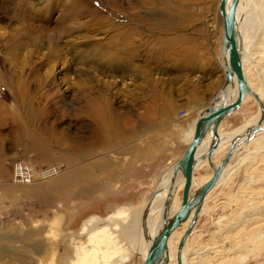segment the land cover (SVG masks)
Masks as SVG:
<instances>
[{
  "label": "rangeland",
  "instance_id": "374dc122",
  "mask_svg": "<svg viewBox=\"0 0 264 264\" xmlns=\"http://www.w3.org/2000/svg\"><path fill=\"white\" fill-rule=\"evenodd\" d=\"M113 1L123 4L119 10ZM138 1L0 0V264H141L137 244L124 232L155 190L161 171L185 149L183 137L191 136L196 119L188 118L197 117L218 93L223 38L219 0H163V6L158 0ZM125 37L129 48L123 56L111 45ZM88 42L110 54L108 68L114 72L96 73L93 79L76 74L85 68L78 54ZM261 55L248 60L247 75L264 92L255 73L264 63ZM48 75L50 83L39 85ZM74 84L117 93L109 101L124 105L132 120L125 139L84 155L76 151ZM255 111L256 101L247 98L222 120L220 131L229 132ZM262 137L233 156L230 172L208 194L187 244L188 263L264 264V221L232 231L251 212L264 211ZM68 145L72 150L64 149ZM20 160L38 173L62 164L59 176L27 184L52 188L45 200L20 187L26 184L10 182ZM211 172L209 167L195 171ZM92 216L109 224L90 227L93 220L84 221Z\"/></svg>",
  "mask_w": 264,
  "mask_h": 264
},
{
  "label": "bare ground",
  "instance_id": "6f19581e",
  "mask_svg": "<svg viewBox=\"0 0 264 264\" xmlns=\"http://www.w3.org/2000/svg\"><path fill=\"white\" fill-rule=\"evenodd\" d=\"M143 2H144L143 0H139L137 3L139 5H141V4H143ZM158 2L162 6L165 5L163 0H158ZM229 2H230V0H228L227 5L229 4ZM121 5H123V4L115 2V1L112 2V6L117 8L118 10L121 8ZM133 7L134 6L132 5V3L130 1L126 2V8H131V10H132ZM218 14H219V10H218ZM235 15H236L237 33H238V36L240 39V55H241L242 68H243V72H244L246 80H247V84L249 85V87L253 91H256L261 96L262 100L264 101V92L263 91L261 92L260 89H258L259 86H257V84L255 85L252 81H250V78L247 75V68H248V64H249L248 60L255 59V57H257L261 54L262 55L264 54V0H239L237 7H236ZM94 16H96V15H94ZM219 16H220V14H219ZM220 19H221V17H220ZM221 25H222V20H221ZM254 34H255V36H254ZM125 35H127V34H125ZM222 38H223V28H222ZM222 42H223V40H222ZM93 43L94 42L86 43L83 47V50H81L79 52L78 55H80V56L78 58V63L79 64L81 63L80 65H83V67H85V68H79L80 71L76 72L77 75L83 74V75H86L92 79L94 78V75L96 73L98 75L102 74V75L106 76V73L114 72L113 68H111V67L108 68L109 62H110L108 55H110V54L109 53H102L101 49L99 51L98 50L99 48H97L99 45L96 47L93 45ZM110 44H111V41H110ZM117 44L111 45V46L114 49H116L120 55L124 56L125 55V53H123L124 50H126V52H127L128 48H129L127 37L124 38V41H122V42L120 41ZM75 49L76 48H74V51H75ZM135 49H137V48H135ZM54 51L57 53V52H59V49H55ZM57 56H58V59H60V60L63 58L59 54H57ZM87 56H91V58H87ZM221 57L222 58L219 62H220V64H222L221 68H222V73H223V75H222L223 76V82H222V85L220 86L218 94L214 98H216L217 102L226 101L228 103L231 100H233L237 94V81H236L235 77L233 76V79L231 81L226 82V73L225 72H226V68L228 67V58H227V50L223 47V43H222V56ZM71 58L72 59H70V60L74 61L73 55ZM119 59H121V58H119ZM44 60L48 64L53 63V60L50 58H47V59L44 58L42 61H44ZM55 60H57V59H55ZM98 62H100V63L98 64ZM101 63H103L102 65L105 68L100 69V67H103V66H100ZM89 64H93V65H89ZM69 65H71V64L69 63ZM69 67H70V69H72L71 66H69ZM83 69H86V70H83ZM67 70L68 69H66V68L63 69L62 74L64 76H66L65 74H66V72H68ZM30 71H31V73L30 72L29 73L32 74L34 70L31 69ZM116 71H117V69H116ZM263 72H264V63L260 67L257 66L255 69V73L259 76L260 80L263 83L262 85L264 87V73ZM50 75H51V73H50ZM47 77L48 78H46L44 80V82H40L41 78L38 79L40 82L39 85L41 83H43V84L50 83L49 82L50 76L48 75ZM50 79H52V78H50ZM65 79H68V77H65ZM50 81L52 83L51 88H53V87L56 88V83L53 82L54 80L53 81L50 80ZM87 81H88V79H87ZM261 81H260V83H261ZM97 82H98V84L101 83L99 78H97ZM19 83L22 86L21 87L22 91H20V92H23L24 91L23 88L25 87L24 86L25 81H21ZM90 83H92L91 80H90ZM108 83L109 82H104V85L108 86ZM94 84H95V82H94ZM98 84H96V85H98ZM110 84L113 85V82H110L109 85ZM72 86H75V84ZM78 86L79 85L75 86L74 87L75 90L72 91L70 94V96L72 98L70 106L72 109H74L73 114H75L76 119L79 122V128H77V132H79L78 133L79 141L76 143V151L78 150L79 154L84 155V154L90 153L91 151H97L101 148L104 149L106 146L110 145L112 142H116V141H120L122 139H125V137L131 131L132 120L130 117V113H129V111L124 109V105L122 106V104L118 105L119 104L118 103V104H116L117 107H114L113 103L111 101H109V95L112 94V93H110V89L105 90L104 93H101V90L98 91V88H96L97 90H95V88H91L92 86L85 87V85H83L84 87H82V88H78ZM114 93H116V92H114ZM247 97L253 98L255 100V98L253 97V94L251 92H247L245 94L243 102H244L245 98H247ZM19 98H22V97H19ZM242 103H241V105H242ZM256 103H257V101H256ZM241 105L237 109L231 111L228 115H231L234 112H236L241 107ZM257 106H258V110H257L256 114L249 117L246 120V124H244V126L238 130L223 132V131H220V125L221 124L218 125V133L220 136L219 137V144H218L217 148L215 149V151L212 155V159L215 162V164H217L220 160V159L216 160V158H215L216 155L223 153L222 154V156H223L226 149L228 148L231 140H233V138L237 137V135H240V136L236 140L235 150L233 151V154H232L230 160L228 161V163L224 167V169L220 175L219 180L213 185V187L205 195L199 213H201L202 211H204L206 209V202L208 199L207 198L208 194L211 192V190H213V188L220 181H222L226 177V173L229 172V170L231 168L229 163H230L231 159L233 158V156L236 153H238L239 151L245 150L249 146L251 141L257 135H264V121L262 123V128L260 130H258L256 132H253L251 130V127L257 124V121H258V119L262 113V109L258 103H257ZM122 110H124V111H122ZM192 113H193V111H192ZM190 118L191 119L196 118V114H191V116L188 119H190ZM177 124H179V122ZM193 130H194V125H193ZM248 130H251V131H249V133H248ZM192 134H193V132H192ZM192 134H191V136H192ZM191 136L183 137V139L186 141V145L189 142ZM209 141H210L209 134H206V136L201 140V142L199 143V145L197 147V150H196L197 156L202 154L205 151V149L208 146ZM72 148L73 147L68 145L64 149L72 150ZM106 152H108V151H106ZM21 161H23V160L17 161L14 164L21 162ZM28 164L31 165L30 163H28ZM173 165H171L168 169L162 170V172L160 173L159 179L157 181V186H156L155 190L153 191L154 195H153L149 209L144 210V207H143L138 212L134 213L133 217H131L129 219L130 220L129 230L124 232V234L129 239H131L132 242L137 244V251L140 254V256H142V259L144 258L145 254H146L147 248H148L153 236L156 234V232L161 227L164 217L167 215H171L178 208L180 201H181V200L179 201L178 205L176 204L177 198L175 197L176 196L175 194H176L177 190H179L180 187H183L184 176H183L182 171L180 169L175 170ZM61 166H62V164L55 165V166L53 165L52 167H48L46 170H42L41 173L34 171V168L32 166L33 175L34 176H35V174H38V175L36 176V179H34V176H33V179L30 182H25L24 184H26V185L31 184V183H34V181H36V180L37 181L45 180V179H48L49 177L55 176L62 171V169L59 168ZM204 167H209L212 170V168L208 164L206 157L200 158L195 165V168H194L193 174H192V184H191V188H190V195H192L200 187V185H202V183L210 177L211 174L209 176H207V175L195 173V171H197L199 169H203ZM56 170H57V172L54 173ZM12 175H13V173H12ZM12 175H11V177H12ZM57 176H59V175H57ZM11 177H10V182L21 183V182L14 181L13 179H11ZM63 178H65V180H67L68 176L63 177ZM59 181H60L59 179H56L55 184H60L61 181L60 182ZM181 193H182V188H181ZM169 196H171L172 199L168 203V205L166 206L165 200ZM263 196H264V194L259 196V197L261 198ZM256 206H257V203L254 204V206H253L254 209L257 208ZM193 212H194V207L190 210V212H189L187 218L184 220V222L180 226L175 228L171 232V234L169 235V238L167 240V250H166L167 264H177L176 253H177L178 240H179V237L181 236L183 230L186 228ZM90 218L93 219V216ZM224 218H225V221L229 222L230 217L224 216ZM262 220L264 221V211L260 215H254L251 212L250 215L246 216L239 223V226L233 228L232 231L235 232L234 230L237 231V230L242 229L243 227L247 226L248 224L250 225V223L254 224L257 221L262 222ZM87 221L88 220H86L84 222H87ZM98 223L99 222L97 220H93V223L91 224L90 227H93V226H95V224H98ZM192 231H193V229H192ZM192 231L188 235V237L185 241V244L183 246V249H182V264H187L188 262H190L189 259L192 258V257L189 258L190 253L188 252L189 249L187 246L189 238L193 234ZM220 234H221L220 237H222L223 236L222 232ZM192 237H193V235H192ZM230 243L232 246L233 241L229 242L228 244L230 245ZM191 252L194 254L196 252V250H193ZM202 261H200L197 264L202 263ZM192 263H193V261H192ZM188 264H190V263H188Z\"/></svg>",
  "mask_w": 264,
  "mask_h": 264
},
{
  "label": "water",
  "instance_id": "95a60500",
  "mask_svg": "<svg viewBox=\"0 0 264 264\" xmlns=\"http://www.w3.org/2000/svg\"><path fill=\"white\" fill-rule=\"evenodd\" d=\"M239 0H219L218 10L222 20L223 28V47L227 50L228 67L226 68V82H229L235 77L237 81V94L230 102L222 101L217 102L216 98L211 99L206 107L201 109L197 115L194 123L193 134L187 143L185 149L181 155L174 162V169H180L184 176L181 201L178 208L171 214L167 215L163 219V223L156 234L153 236L146 254L141 261V264H167V240L171 232L180 226L187 218L190 210L194 207V212L179 237L177 244L176 260L177 264H182V249L188 235L191 233L198 215L201 209L203 199L207 192L213 187V185L219 180L220 175L230 160L233 151L235 150L236 140L240 135L231 140L224 155L217 164L212 159V155L219 144L218 125L222 120L228 116V114L237 109L247 92H251L253 97L260 105L262 113L257 121V124L251 127L253 132H256L262 128L264 121V101L261 96L253 91L247 84V80L242 68L241 55H240V39L237 33L236 27V7ZM248 130V133L249 131ZM209 134L210 141L205 151L196 155V150L201 140ZM206 157L209 166L212 168V173L208 179H206L202 185L190 195V188L192 184V174L197 161L200 158ZM154 192L148 197L144 210L149 209ZM171 196L165 200V205L171 201Z\"/></svg>",
  "mask_w": 264,
  "mask_h": 264
},
{
  "label": "crops",
  "instance_id": "0c3cea01",
  "mask_svg": "<svg viewBox=\"0 0 264 264\" xmlns=\"http://www.w3.org/2000/svg\"><path fill=\"white\" fill-rule=\"evenodd\" d=\"M218 93H216V95H217ZM215 95V96H216ZM214 96V97H215ZM213 97V98H214ZM212 98V99H213ZM247 98H250V97H247ZM247 98H245V100L244 101H246L247 100ZM252 99V98H251ZM243 104H244V102L242 103V105H241V107L237 110V111H239L241 108H242V106H243ZM257 110H258V106H257ZM236 111V112H237ZM236 112H234V113H236ZM255 112H257V111H255ZM233 113V114H234ZM256 114V113H255ZM232 115V114H231ZM254 115V114H253ZM252 115V116H253ZM244 124H246V122H243L242 124H240L239 126H237V127H235V128H233V129H231L230 131H233V130H238V129H240V128H242L243 126H244ZM220 128H221V126H220ZM222 130V129H221ZM223 131V130H222ZM259 136L260 135H257L251 142H255V141H258V139H259ZM263 137L262 138H264V135H262ZM264 140V139H263ZM232 168V167H231ZM231 168H230V170H231ZM162 172V171H161ZM230 172V171H229ZM159 179V178H158ZM21 188L23 187L24 189H26L27 191H31L33 194H35V196L38 198V199H40V200H45V198L49 195V194H51L54 190L52 189V188H50L48 185H46V184H40L39 182H35V184H32V185H25V186H20ZM53 190V191H52ZM178 191V190H177ZM176 195V194H175ZM176 197V196H175Z\"/></svg>",
  "mask_w": 264,
  "mask_h": 264
},
{
  "label": "built area",
  "instance_id": "2783aa9c",
  "mask_svg": "<svg viewBox=\"0 0 264 264\" xmlns=\"http://www.w3.org/2000/svg\"><path fill=\"white\" fill-rule=\"evenodd\" d=\"M56 172L57 170L54 173ZM12 173L11 179L21 183L30 182L34 176L32 166L24 160L13 165Z\"/></svg>",
  "mask_w": 264,
  "mask_h": 264
},
{
  "label": "flooded vegetation",
  "instance_id": "af4514ba",
  "mask_svg": "<svg viewBox=\"0 0 264 264\" xmlns=\"http://www.w3.org/2000/svg\"><path fill=\"white\" fill-rule=\"evenodd\" d=\"M89 219H90V217L86 218L85 221H86V220H89ZM92 220H96V219L93 218ZM98 222H99V223H98V224H95V226L100 225V224H103V225L105 226V224H106V225L109 224V221L103 223L101 219L98 220ZM100 222H101V223H100ZM85 223H87V222H85ZM141 258H142V256H141Z\"/></svg>",
  "mask_w": 264,
  "mask_h": 264
}]
</instances>
